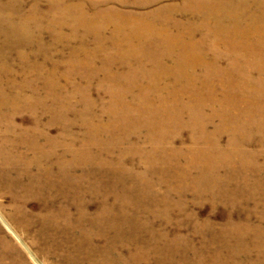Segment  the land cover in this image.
Segmentation results:
<instances>
[{
  "label": "rangeland",
  "instance_id": "374dc122",
  "mask_svg": "<svg viewBox=\"0 0 264 264\" xmlns=\"http://www.w3.org/2000/svg\"><path fill=\"white\" fill-rule=\"evenodd\" d=\"M33 1L28 0L25 11L29 10ZM40 1L39 9L45 11L48 0ZM232 1L234 7L240 9L234 18L242 20L241 25H236L238 28L248 24L253 26L263 20L255 18L260 14L257 6L264 0ZM138 2L107 0V7L113 6L114 12L121 10L139 15L141 22L133 24L131 31H149L152 41L161 28H168L156 18L153 23L146 21V13L152 10L150 13L158 15L170 13L171 32L183 31L188 26L198 27V22L188 20L190 10L186 7L187 0H150L147 6L142 5L143 0ZM177 22L181 25H176ZM45 30L43 38L46 46L41 47H50L57 55L48 58L47 64L43 62L47 49H37L35 40L27 43L19 37L17 41H10L0 32V54H7V58L2 55L0 67L8 64L11 76L17 81L15 83H23V68L29 65L43 64L47 72L52 70L56 76L66 73L71 67L67 60L69 49L70 46H78L79 42L73 40L64 49L63 43L52 46L53 30ZM64 33L69 35L71 31L66 27ZM21 46L30 55L29 64H24L16 52ZM181 49H184L183 45ZM172 50L177 51L178 48L167 49ZM205 56L212 57L210 54ZM100 65L98 60L94 66ZM83 75L75 74L69 81H62L67 85V92L74 85L85 89L86 85H90L88 92L99 101L109 100L111 91L105 88L107 84L102 73L90 81ZM28 76L27 81L38 89L35 92L30 86L23 94L33 100L36 94L38 102L25 104L23 101V105L17 104L9 109L14 110L12 115L17 123H22L23 137L26 131L33 132H28V140L23 139V160L16 148L15 151L10 148V136L1 133L6 124L0 125V264H264V126H261L260 120L221 133L217 140L210 136L214 134L213 125L207 131L210 135L186 126L180 129L182 135L173 133L176 149L198 147L204 150L199 155H184L186 159L182 157L185 167L191 160L196 163L189 179L187 175L163 166L169 158H165L162 151L157 152L151 142L144 140L148 128L140 124L127 122L120 125L124 143L120 148L113 147L108 154L105 152L108 141L98 142L97 145L96 132L89 129L87 112L84 111L81 116L63 115L67 104H52L51 99L45 97L48 92L45 81L36 79L34 73ZM253 78L258 77L254 75ZM180 82H185V79ZM176 87L183 88L177 84L165 90L173 91ZM131 92L138 93L140 89ZM53 107L60 108H57L58 115L52 123L53 115L46 110ZM70 108L84 109L80 100L73 101ZM6 110L3 108V111ZM94 113L100 115L101 112L92 111L90 117ZM128 128L133 131L125 135ZM198 133L202 134V139ZM46 135L51 136L53 141H59L50 148L55 156L53 164L58 158L72 160L71 169L64 173L53 168L57 178L55 188L36 186V170L27 165V161L39 158L36 148L50 146ZM117 137L109 133L108 140L110 142ZM177 139H181L180 142ZM207 140H216L222 147L229 146L232 150L209 153L205 151L204 141ZM242 144L244 149L240 150ZM170 148L168 145L167 149ZM71 149L74 150L72 153ZM110 158L119 159L122 167L108 164L106 161ZM79 177L87 188L88 193L84 195L78 191ZM223 179L227 181L222 183ZM190 180H193L192 185L197 187L198 192L194 187H187L180 193L165 196L171 188L166 187L167 182L182 189L183 184ZM102 206L113 215L98 220L97 213ZM79 212H86L89 216L84 218ZM102 220H118L122 227L120 231L110 229L109 234L98 237L100 229L105 226ZM80 231L89 234L79 236Z\"/></svg>",
  "mask_w": 264,
  "mask_h": 264
},
{
  "label": "bare ground",
  "instance_id": "6f19581e",
  "mask_svg": "<svg viewBox=\"0 0 264 264\" xmlns=\"http://www.w3.org/2000/svg\"><path fill=\"white\" fill-rule=\"evenodd\" d=\"M122 1L139 4L138 0ZM27 2L28 0H0V32L5 37L10 41H17L20 37L27 43L35 40L37 49H47L43 54V62L46 64L49 62L48 58L57 55L48 47L50 44L48 48L41 47L46 46L43 38L45 29L53 30L52 46L63 43L61 45H64V49L73 40L78 41L79 45L75 48L70 46L67 60L71 67L66 73L58 76L52 70L47 72L43 64L36 63L23 68L25 80L17 84L9 72L8 64L0 67V125L6 124L1 133L10 136V148L14 151L16 148L21 153L22 160L23 139L28 140V132L32 131H26L23 137L22 123H17L16 117L12 115L14 110L9 109L15 108L17 104L23 105V101L25 104L38 102L36 94L34 100L23 94L30 86L35 92L38 89L27 81L31 73L35 74L36 79L45 81L48 91L45 97L50 98L52 104H67L62 111L63 115L69 113L81 116L84 111L88 113L89 129L96 132L97 145L98 142L108 141V150L105 152L109 154L113 147L120 148L124 143V137L120 136V125L127 122L140 124L148 128V132L143 136L144 140L151 142L157 152L162 151L164 157L169 158L163 166L175 173L185 174L189 179L196 163L191 160L189 166L185 167L182 157L199 155L204 153V150L198 147H174L173 133L182 135V126L191 127L207 135L208 128L213 125L214 134L208 135L216 137V140L221 133L240 129L256 119L264 126V2L257 6L260 14L255 18L263 20L259 24H248L240 28L236 25H241L242 20L234 19L240 9L234 7L232 0H187L185 6L190 10L188 20L198 22V27L188 26L183 31L178 29L177 32H171L172 18L169 12L158 15L150 13L154 10L149 11L146 13V21L153 23L156 18L162 26L168 27L161 28L155 34L154 41L151 40L152 34L149 31H131L133 24L141 22L139 15L127 14L121 10L114 12L113 6L107 7V0H48V8L45 11L39 9L42 2L40 0H34L29 10L25 11ZM149 2L150 0H143L142 5L147 6ZM176 25L180 26L181 23L177 22ZM66 27L71 31L69 35L64 33ZM89 44L92 46H88ZM181 45L184 46L183 50ZM173 48L178 50L167 51ZM16 52L24 64H29L30 55L22 46ZM209 54L213 58L205 56ZM2 55L4 57L7 54H0V59ZM98 60L101 65L94 66ZM98 73H102L107 84L105 88L111 91L106 102L99 101L88 92L90 85H86V89L74 85L67 92V85L62 84V81H69L75 74H84L83 77L90 81ZM254 75L258 78L254 79ZM183 78L185 82H180ZM177 84L183 88L165 90L170 85ZM133 89H140V92L132 93ZM79 100L84 109L71 110L73 101ZM3 108L7 110L3 111ZM57 108L60 107L45 109L53 115L52 123L55 115H58ZM92 111L101 113H94L90 117ZM69 127L70 125L66 131ZM132 131L128 128L125 135ZM109 133L119 137L109 142ZM199 133L198 136L202 139V134ZM140 135L141 132L138 133V136ZM45 137L50 146L45 148L44 145L38 144L45 149L36 148L39 158L27 161V165L28 168L36 170V186L55 188L57 178L53 174V168L56 167L64 173L71 169L72 160L58 158L53 164L55 156L50 148L54 147V143L59 144V141H53L49 135ZM177 140L180 142L181 139ZM216 140L204 141L205 151L219 154L232 150L229 146L222 147ZM168 145L172 147L170 150L167 149ZM243 146L242 144L239 149H244ZM72 151L74 150L71 149L70 153ZM106 162L117 168L122 167L117 158H110ZM225 181L223 179L222 183ZM192 183L193 180H190L183 184L182 189H178L176 185H171L172 182H167L166 187L171 188L165 196H170L173 192L180 193L187 187L193 188ZM146 187L150 189L149 186ZM78 191L83 195L88 193L81 177L78 178ZM196 191L198 192V189ZM84 202L86 203V197ZM79 214L84 218L89 216H86V212ZM97 215L100 220L110 217L113 212L102 206ZM101 222L105 223V226L100 229L98 237L109 234L110 229L120 231L122 227L118 220ZM87 234V231L79 232V236Z\"/></svg>",
  "mask_w": 264,
  "mask_h": 264
}]
</instances>
